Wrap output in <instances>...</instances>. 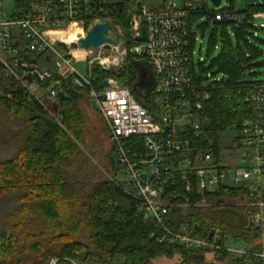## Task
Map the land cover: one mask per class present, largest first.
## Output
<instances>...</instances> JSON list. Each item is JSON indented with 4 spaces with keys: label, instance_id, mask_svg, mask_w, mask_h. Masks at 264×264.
Returning a JSON list of instances; mask_svg holds the SVG:
<instances>
[{
    "label": "trees",
    "instance_id": "trees-1",
    "mask_svg": "<svg viewBox=\"0 0 264 264\" xmlns=\"http://www.w3.org/2000/svg\"><path fill=\"white\" fill-rule=\"evenodd\" d=\"M90 1L95 5L104 3ZM233 2L230 0L229 7L220 11L250 14L244 21L233 22L224 16L217 19V12L207 4L188 16L192 48L197 31L204 37L208 26L213 29L207 59L217 49L220 33L223 40L221 52L208 66L199 61L192 64L194 85L202 96L207 94L209 98L201 100L202 109L198 111L199 135L193 130L188 132L191 147L211 149L217 162L222 157L223 133L228 129L239 131L241 123L254 115L252 98L256 87L264 83L258 80L261 73L257 71L264 66V62H258L262 51L252 42L255 39L264 43L257 35L264 29L259 30L252 17L264 13V5L255 2L235 11ZM131 3L123 0L105 6L125 10L136 6V2L133 6ZM105 21L111 25L112 34L118 32L119 26L127 44H134L123 14ZM199 21H203L201 25L197 24ZM142 60L128 55L124 68L117 74L94 67L92 86L98 90L102 82L115 78L130 89L137 103L153 113L154 91L146 97L136 92L138 63ZM210 73L211 78L207 77ZM63 87L66 96L58 98L56 121L0 66V110L12 118L11 126L0 120V264H47L52 258L58 259V264H152L176 256L180 258L179 264H210L203 251L162 244L152 238L156 231L154 221L140 212L139 204L116 183L117 172L112 178L105 177L81 149L84 118L78 102L84 94L88 97V90L83 87V91L68 80L63 81ZM111 161L118 171L113 157ZM193 191L187 193L181 182L168 192L178 193L177 202L191 197L193 203H198L195 187ZM227 196L237 198L241 193L222 192L218 198ZM206 199L211 206L205 210L187 209L189 219L200 222L204 230L220 229L245 243L258 239L259 231L248 227L247 210L222 203L215 205L210 196ZM184 214L182 209L170 211L177 223L184 220ZM169 226L174 228L173 224ZM215 257L224 261L228 255L219 253Z\"/></svg>",
    "mask_w": 264,
    "mask_h": 264
},
{
    "label": "built area",
    "instance_id": "built-area-1",
    "mask_svg": "<svg viewBox=\"0 0 264 264\" xmlns=\"http://www.w3.org/2000/svg\"><path fill=\"white\" fill-rule=\"evenodd\" d=\"M256 3L264 5V0ZM105 4L95 5L90 0H10L5 5L1 1L0 65L9 79L44 108L47 100L58 103L59 94L65 93L63 81L69 78L88 90L93 108L105 123L115 164L126 177L125 182L116 179V183L139 204L140 212L154 221L156 231L152 238L214 256L226 253L232 263L264 264V187L260 180L264 175V83L256 87L252 98L256 112L241 123L235 149L228 152L230 155L241 150L242 165L228 167L222 164V157L217 162L211 149L195 150L188 138L191 130L199 135L198 111L202 109L201 100L209 98L194 85L195 47L191 46L188 16L202 10L205 4L210 7V0L167 2L155 9L141 5L121 10ZM119 14L126 17L134 42H123L122 54L141 57L153 68L157 81L153 113L137 103L129 88L116 85L111 79L107 80L110 87L95 89L91 63L86 66L88 76H82L76 64L83 60L76 61L72 50L64 49L62 41L49 35L77 24L85 37L84 33L93 26ZM248 15L219 10L216 18L224 16L242 22ZM252 17L264 20V13ZM260 27L264 29V24ZM143 28L147 41L138 44L134 39L142 35ZM117 29L123 36L119 26ZM39 59H45L48 70L37 65ZM48 59H53V71L60 76L52 82L54 75ZM207 77L211 78V73ZM181 182L187 193L194 192L195 187L198 203H193L191 197L180 203L178 193L169 194V189ZM234 191L241 193L243 202L239 205L247 210L248 227L262 233L258 241L246 243L240 250L227 245L229 236L220 229L204 230L200 222L186 215L192 207L209 208L206 197H212L216 205L222 203L220 193L230 195ZM173 209H182L184 220L174 222L170 216ZM47 264H58V259H49Z\"/></svg>",
    "mask_w": 264,
    "mask_h": 264
},
{
    "label": "rangeland",
    "instance_id": "rangeland-1",
    "mask_svg": "<svg viewBox=\"0 0 264 264\" xmlns=\"http://www.w3.org/2000/svg\"><path fill=\"white\" fill-rule=\"evenodd\" d=\"M6 5L10 0H0ZM123 0H104L106 4H113L117 3ZM134 1V0H133ZM131 1L132 6L134 5V2ZM137 2V0H135ZM140 2H143L144 5L151 9H155L161 4H165L167 2H174V3H180L181 0H138ZM257 0H234V8L235 11H242L246 9L248 4H253ZM230 5V0H222L221 6L220 7H214L212 4H210V8L214 10L215 12H218L219 10L222 9H227ZM203 21H199L197 24L201 25ZM257 28L260 30L261 29V24H264V20L256 21L255 22ZM91 24L87 26L85 25L86 29H89ZM68 29L72 30L73 34L71 39L68 40V50H72V54L75 56V60H80L82 59V62H79L76 64V70L82 75V76H88V71L86 66L90 65L91 63V72L94 67H99L103 71L110 72L113 74L119 73L125 66L126 63V56L122 54V51L124 49V44L125 38L121 36L118 32L112 34L110 33V37L113 38L118 42L117 46L112 47L111 50L106 51L103 48L99 49H89V50H79V49H72L70 46L71 43H75L77 41L78 35H82V27L78 26L77 24H71L68 28L65 29V31H68ZM212 27L208 26L204 37L201 35V32L197 31L196 33V44L194 48V61L196 64H198V61L201 59L205 64L208 66L211 62V60L215 59L219 53L222 50L223 43H222V38H221V33L219 34L218 40L217 41V49H215L214 53L211 54V58L207 59V52L209 49V40L212 34ZM87 32L84 33V36L86 35ZM231 34V38L236 44V38L234 35ZM257 35L259 36V39L264 41V31H258ZM253 44L258 45L260 50L262 51V55L259 58L258 62H264V43L257 42L255 39H252ZM243 49L245 53H247V50L244 48ZM81 53V54H80ZM107 60L104 65L100 64L101 61ZM51 67H49L50 71L54 75L53 80H57L60 78L59 73H55L53 71V66H54V61L53 59L51 60ZM46 61L45 59H39L37 62V65L40 66V68H43V70H48L46 67ZM1 66V65H0ZM139 66L143 67L145 71L148 73L151 71L150 66L148 65V62L146 60L139 61ZM2 67V66H1ZM3 68V67H2ZM5 71V69L3 68ZM261 73L259 76L258 80L264 81V66L260 69H258ZM5 75L8 77L6 71ZM9 78V77H8ZM114 84L119 85L121 87H124L121 85L115 78H110ZM67 81V80H65ZM68 81H72V78H69ZM73 82V81H72ZM77 85V84H76ZM80 85V84H79ZM77 85L80 89L84 91L83 86ZM139 91V89H138ZM34 99V98H33ZM155 102V101H153ZM80 110L83 114L84 118V123H83V141L81 145V149L84 154H86L89 159L93 161V163L97 166V168L105 175L107 178H112L116 174V179L120 182H125L126 177L123 174L121 170L115 171L114 165L112 164V147L108 139V132L105 126V123L102 119L101 116L94 110L92 103L89 101L87 95L84 94V97L79 100L78 102ZM45 109L47 110L48 114L51 115L53 118H55L56 121H58V111H59V106L56 104L53 100H47ZM0 120L2 123L6 126H11L12 125V118L5 113L3 110H0ZM239 135V132L236 129H228L225 133L222 135V141H221V155H222V164H225L228 167L235 168L237 166H241V156L243 155V152L241 150H235L232 152V154L229 155L228 152L229 150H234L237 139ZM263 187H264V175L260 179ZM240 197V196H239ZM237 197V198H231V197H222V205L225 206H236V207H241L240 205L242 204V200ZM219 199V200H221ZM240 204V205H239ZM244 208V207H241ZM246 210V208H244ZM262 233L260 232V236L258 237V241L262 236ZM227 245L231 247L232 249L240 250L243 249L247 246V244L243 240H238L234 239L233 237L229 236L228 237V243ZM180 258L176 256L173 259H166L162 258L159 260L154 261L152 264H179ZM207 262L210 264H235L234 262L230 259H226L224 261L216 259V257L213 254H207ZM114 264H121V263H114Z\"/></svg>",
    "mask_w": 264,
    "mask_h": 264
},
{
    "label": "water",
    "instance_id": "water-1",
    "mask_svg": "<svg viewBox=\"0 0 264 264\" xmlns=\"http://www.w3.org/2000/svg\"><path fill=\"white\" fill-rule=\"evenodd\" d=\"M210 2L214 7H220L222 0H210ZM141 5L142 3L139 2L137 7H140ZM111 30L112 27L108 22L96 24L86 33L85 37H80L76 43L71 44L69 47L72 49L83 50L103 48L104 50L109 51L112 47L117 46V41L110 37ZM141 30L142 35L134 39V41L138 44L147 41L145 28ZM62 47L64 49H68L67 44L62 43ZM148 65L150 66L151 71L147 73L143 67L139 66L138 63V80L136 83V92L141 97H146L150 91H154L157 87V81L153 72V68L149 63ZM108 87H110V83L107 80L102 82L100 85V88ZM63 97H65V93L61 92L59 94V98Z\"/></svg>",
    "mask_w": 264,
    "mask_h": 264
},
{
    "label": "bare ground",
    "instance_id": "bare-ground-1",
    "mask_svg": "<svg viewBox=\"0 0 264 264\" xmlns=\"http://www.w3.org/2000/svg\"><path fill=\"white\" fill-rule=\"evenodd\" d=\"M73 31L70 29H68V31H65V29H63V30H57V31H51V32H49V35L51 36V37H53L54 39H56V40H59V41H62L63 43H66V44H68V40L69 39H71V37H73V36H70L69 37V35L68 34H70V35H72L73 33H72ZM80 37H82V35L80 34V35H78V38H77V41L79 40V38ZM126 39V38H125ZM76 41V42H77ZM75 42V43H76ZM74 43V42H73ZM73 43H71V44H73ZM79 50H82V51H84L85 52V50H83V49H79ZM81 54V53H80ZM153 94V93H152ZM148 98V97H147Z\"/></svg>",
    "mask_w": 264,
    "mask_h": 264
},
{
    "label": "crops",
    "instance_id": "crops-1",
    "mask_svg": "<svg viewBox=\"0 0 264 264\" xmlns=\"http://www.w3.org/2000/svg\"><path fill=\"white\" fill-rule=\"evenodd\" d=\"M131 1H133V0H131ZM121 2V1H120ZM134 3L136 2L135 0L133 1ZM140 1H138L137 0V2L135 3L136 4V6H138V4L137 3H139ZM117 3H119V2H117ZM142 3V5H144L143 4V2H141ZM114 4V3H113ZM162 5H164V4H161V5H159L158 7H160V6H162ZM146 6V5H145ZM158 7H156V8H158ZM149 8V7H148Z\"/></svg>",
    "mask_w": 264,
    "mask_h": 264
}]
</instances>
